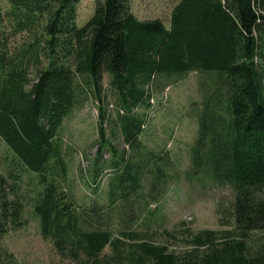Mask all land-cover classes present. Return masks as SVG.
I'll list each match as a JSON object with an SVG mask.
<instances>
[{"label":"trees","instance_id":"obj_1","mask_svg":"<svg viewBox=\"0 0 264 264\" xmlns=\"http://www.w3.org/2000/svg\"><path fill=\"white\" fill-rule=\"evenodd\" d=\"M0 1L6 2L0 7V140L14 156L11 164L38 176L43 190L33 214L63 262L264 264V0H180L170 27L139 19L132 0H96L83 26L81 0ZM193 73L205 76L204 95L192 107L198 131L185 173L230 185L234 198L230 229L202 230L173 250L155 240L150 221L161 211L160 191L180 173L170 154L142 143L147 121L135 111L150 107L155 86ZM104 74L118 95L114 114L102 96ZM84 82L99 102L91 176L112 175L104 206L82 207L64 186L69 165L61 131L83 100ZM16 192L0 173V264H22L3 244L28 224ZM116 204L121 227L113 231ZM143 207L142 227L125 228L143 216ZM107 247L112 252L103 255Z\"/></svg>","mask_w":264,"mask_h":264},{"label":"rangeland","instance_id":"obj_2","mask_svg":"<svg viewBox=\"0 0 264 264\" xmlns=\"http://www.w3.org/2000/svg\"><path fill=\"white\" fill-rule=\"evenodd\" d=\"M179 2L180 0H132V11L141 20L161 19L170 27L173 9ZM5 5L6 2L0 1V7ZM95 5L96 0L80 1L77 6L79 26L90 19ZM111 80L110 75H103L101 91L105 106L114 114L120 103L110 85ZM204 80L205 76L193 73L181 82H169L159 88L155 86L150 107H140L135 111L139 115H145L147 121L140 136L142 143L156 154H170L174 169L180 173L178 179L172 180L168 188L160 191L161 211L150 221L152 230L157 232L155 240L168 244L173 250L186 248L193 235L202 230L221 232L230 229L228 221L234 198L232 187L213 181L204 183L188 178L185 173L191 169L190 151L198 131L192 107L194 103L201 104L204 95L201 84ZM83 91L81 104L66 119L61 131L69 165L68 181L64 182V186L82 207H91L96 203L104 206L108 205V182L112 175L109 170H105L97 181L91 176L98 151L93 143L99 136V102L86 82ZM117 141L124 146L121 136ZM13 158V154L0 140V173L9 184L15 185V195L23 200L25 218L28 220L26 226L5 237L4 246L22 264H67L58 256L52 243L42 238L39 220L33 214L34 203L43 190L38 176L22 165L11 164ZM103 160L109 161L110 154H104ZM118 205L114 206L113 231L121 227L118 222L119 215L122 217V214ZM155 207L156 204H153L152 209ZM140 210H144L143 216L134 224L123 223L125 228L142 227L147 213L144 207ZM111 252V247H107L103 255Z\"/></svg>","mask_w":264,"mask_h":264}]
</instances>
